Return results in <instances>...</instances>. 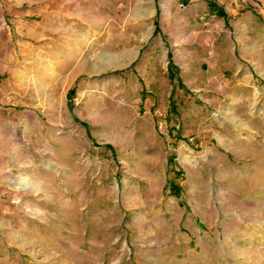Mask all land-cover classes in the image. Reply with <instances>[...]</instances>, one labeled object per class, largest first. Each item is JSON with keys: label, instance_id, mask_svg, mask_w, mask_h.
<instances>
[{"label": "rangeland", "instance_id": "374dc122", "mask_svg": "<svg viewBox=\"0 0 264 264\" xmlns=\"http://www.w3.org/2000/svg\"><path fill=\"white\" fill-rule=\"evenodd\" d=\"M228 1L0 0V264H264V0Z\"/></svg>", "mask_w": 264, "mask_h": 264}, {"label": "crops", "instance_id": "0c3cea01", "mask_svg": "<svg viewBox=\"0 0 264 264\" xmlns=\"http://www.w3.org/2000/svg\"><path fill=\"white\" fill-rule=\"evenodd\" d=\"M185 1V0H184ZM189 2L191 1V0H188ZM196 1H198V0H196ZM230 1H232V0H230ZM229 1L228 0H222V3L221 4H227ZM242 19H244V20H247V21H251V18H250V16H248V14H246V15H244L243 17H242ZM241 26V25H240ZM247 31V30H246ZM249 32V31H248Z\"/></svg>", "mask_w": 264, "mask_h": 264}]
</instances>
